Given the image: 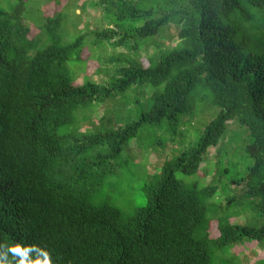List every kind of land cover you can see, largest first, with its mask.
I'll return each instance as SVG.
<instances>
[{"label":"trees","instance_id":"1","mask_svg":"<svg viewBox=\"0 0 264 264\" xmlns=\"http://www.w3.org/2000/svg\"><path fill=\"white\" fill-rule=\"evenodd\" d=\"M53 1L61 7L33 24L32 37L22 23L25 0L11 15L0 8V243L45 246L54 264H210L225 248L264 239V223L253 227L218 214L221 206L208 202L217 185L200 188L175 177L199 172L234 121L249 136L245 153L252 159L238 180L241 194L264 217V0H163L148 9L132 0H99L116 8H106L112 27L91 32L99 41L123 46L133 37H155L172 22L181 39L154 66L129 62L107 86L73 83L68 61L86 59L87 33L63 44L68 14L61 0ZM144 84L155 89L139 119L92 133L75 125L80 107ZM198 86L220 111L191 149L165 160L144 186L146 205L127 214L98 201L102 180L113 172H96L99 166H113L144 124L187 113ZM64 125L75 126L60 134ZM101 146L104 152L85 156Z\"/></svg>","mask_w":264,"mask_h":264},{"label":"rangeland","instance_id":"2","mask_svg":"<svg viewBox=\"0 0 264 264\" xmlns=\"http://www.w3.org/2000/svg\"><path fill=\"white\" fill-rule=\"evenodd\" d=\"M132 1L141 9H148L163 2V0ZM18 2L19 0H0V8L11 15L14 14ZM61 2L68 14L61 29L63 44L74 41L81 33H87L84 44L86 59L68 61L74 84L90 81L107 86L114 81L117 71L127 66L129 62L138 60L145 65L154 66L162 54L181 45L178 36L179 26L174 22L162 26L155 37L142 40L133 37L123 46L116 47L108 40L99 41L91 32L112 27L114 21L106 8L111 7L112 11H116V8L99 0ZM25 6L24 16L28 20L24 18L22 23L25 22L23 25L30 28L27 37H32L38 32L34 25L43 24L44 15H51L61 7L53 0H25ZM142 23L143 20L132 24ZM135 44L139 46L137 50L132 48ZM154 89L150 84L133 85L124 93L103 101H94L89 107H80L75 112V125L79 126L81 131L92 133L131 123L149 109L150 96ZM210 96L208 90L198 86L188 99L187 113L178 114L175 118H165L158 124H144L123 152L112 160L113 166L110 162L106 166H99L96 172L111 170L113 172L107 173L102 180L97 192L98 201L108 200L127 214L145 206L147 193L144 186L154 174L160 172L164 161L191 149L199 140L206 125L218 115L220 108L212 103ZM75 125H64L60 127L59 133L68 132ZM248 142L246 130L236 122L229 121L227 131L219 144L209 148L199 172L189 175L177 171L175 177L188 184H196L200 188L207 184L217 185L216 196L208 202L214 203L217 207L221 206L218 214L233 215L231 221L235 223L244 222L259 227L264 223V217L243 197L241 194L243 185L238 183L252 164V159L245 153V145ZM104 151L103 146L96 147L85 156L90 157ZM232 196L235 200L229 204L227 199ZM208 215L212 216L210 210ZM210 233L213 237L218 236L216 223H212ZM210 264H264V239L260 241L246 239L229 249L225 248L213 257Z\"/></svg>","mask_w":264,"mask_h":264},{"label":"clouds","instance_id":"3","mask_svg":"<svg viewBox=\"0 0 264 264\" xmlns=\"http://www.w3.org/2000/svg\"><path fill=\"white\" fill-rule=\"evenodd\" d=\"M0 264H54L51 251L23 241L0 243Z\"/></svg>","mask_w":264,"mask_h":264}]
</instances>
